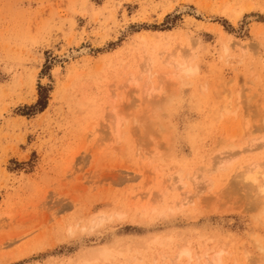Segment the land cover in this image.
I'll return each mask as SVG.
<instances>
[{
	"label": "rangeland",
	"instance_id": "1",
	"mask_svg": "<svg viewBox=\"0 0 264 264\" xmlns=\"http://www.w3.org/2000/svg\"><path fill=\"white\" fill-rule=\"evenodd\" d=\"M263 31L264 0H0V264H263Z\"/></svg>",
	"mask_w": 264,
	"mask_h": 264
},
{
	"label": "bare ground",
	"instance_id": "2",
	"mask_svg": "<svg viewBox=\"0 0 264 264\" xmlns=\"http://www.w3.org/2000/svg\"><path fill=\"white\" fill-rule=\"evenodd\" d=\"M242 14V13H241ZM238 16V15H237ZM240 19V18H239ZM235 21V20H234ZM260 32V31H259ZM264 32V31H263ZM259 36H261V35H259ZM259 38V37H258ZM234 46V45H233ZM224 47V46H223ZM225 52H229V48L228 47H226L225 48ZM185 63H186V61H185ZM184 63V64H185ZM178 64V63H177ZM182 65H183V63H182ZM182 65H179V68L182 66ZM177 68V67H176ZM178 68V69H179ZM261 68V67H260ZM183 69L185 70V72L188 74V75H190V74H194V73H196V72H198L197 71V68H193V67H191V66H188V68H186L185 69V67H183ZM181 70V69H180ZM181 72V71H180ZM240 88V87H239ZM237 92V91H236ZM239 93V92H238ZM237 93V94H238ZM242 93V92H241ZM237 96V95H236ZM239 96V95H238ZM239 98V97H238ZM227 107V104L224 106V111H225V109H228L229 108V105H228V108H226ZM230 110V109H229ZM228 112V111H227ZM254 145H251L249 148L251 149V151H256L257 149H255L256 147H254ZM264 147V146H263ZM258 148V147H257ZM249 149V150H250ZM253 149H255V150H253ZM250 151V152H251ZM227 160V159H226ZM236 160V159H235ZM231 161V160H230ZM221 163H223L224 161L223 160H221L220 161ZM227 163H228V160L226 161ZM224 165H225V163H224ZM223 165V166H224ZM218 167V166H217ZM249 167L251 168V169H249ZM248 167V169H249V171H248V173H246L245 172V178H246V181H249V182H252L254 185H259V187H257L258 189V191L260 192L259 193V196H260V194H261V196L263 197L262 198V201H263V203H264V164H258V163H255V164H253L252 163V165H250ZM216 168V167H215ZM215 168H213V169H215ZM247 169V168H246ZM216 171V170H215ZM246 175L248 176V177H246ZM238 178V177H237ZM179 180H180V178H179ZM179 180H178V182H179ZM168 181V180H167ZM178 182L176 183V182H173L172 183V185H171V188H173V190H176V189H179V188H177V185H178ZM181 182V184L183 183L182 182V180L180 181ZM209 182V181H208ZM248 182V183H249ZM175 183V184H174ZM241 183V182H240ZM243 183V182H242ZM156 184V183H155ZM177 184V185H176ZM234 184V183H233ZM244 184V183H243ZM240 185V184H239ZM156 186V185H155ZM164 186V185H163ZM250 186V185H249ZM166 187V186H165ZM180 187V186H179ZM185 187V186H184ZM235 187V186H234ZM251 187H252V185H251ZM251 187H248L249 189L251 188ZM163 188V187H162ZM246 188H247V186H246ZM161 189V188H160ZM252 189V188H251ZM162 190V189H161ZM163 191H164V189H163ZM163 191H161V192H163ZM170 191H171V189H170ZM164 193V192H163ZM249 193V192H248ZM258 193V192H257ZM162 194V193H161ZM142 196H143V194H142ZM163 196V195H162ZM141 197V196H140ZM144 198V197H143ZM184 198V200H182V202L180 201V203H179V207H184V206H186L188 203H189V200H186L185 199V197H183ZM187 198V197H186ZM194 198V197H193ZM260 198V197H259ZM258 198V199H259ZM156 201V200H155ZM261 201V202H262ZM154 202V201H153ZM256 202V201H255ZM259 204V203H258ZM178 205V204H177ZM256 205V204H255ZM171 208V207H170ZM180 209V208H179ZM183 209V208H182ZM107 218V217H106ZM102 222L100 221L99 223H97V225L96 226H99L100 224H101ZM168 241V240H167ZM259 243V242H258ZM259 244H261V243H259ZM166 245V244H165ZM257 246V245H256ZM259 249H261L262 250V248H260L259 246H258V250ZM260 250V251H261ZM191 251L192 250H189V249H187V248H181L180 249V251L178 252V254L176 255V257H175V263H174V261L172 262L173 264H178V262H180L181 260H183V258H188V259H191ZM215 251V250H214ZM218 251V250H217ZM211 252V251H210ZM223 252H224V250H220V251H218V252H215L214 254H213V256L210 258V261H207L208 259V257L206 258L207 260L203 263V264H222V262H223V260H222V254H223ZM228 252V251H227ZM226 252V253H227ZM262 253L264 252L263 250L261 251ZM261 253V254H262ZM244 254V253H243ZM206 255V254H205ZM205 255H202V256H205ZM194 258L196 257V256H193ZM250 257V256H249ZM248 256L244 259V262L246 261V264L249 262L250 264H251V262H250V260H251V258H249ZM82 258V257H81ZM80 258V259H81ZM85 258V257H84ZM100 258H101V253H93V254H91L89 257H88V261H90V264H91V262H93L94 263V261H96V260H100ZM165 258V257H164ZM202 258H205V257H202ZM201 258V259H202ZM78 259V258H77ZM167 259V258H166ZM255 259V258H254ZM84 260V259H83ZM170 260V259H169ZM172 260H174V259H172ZM87 261V260H86ZM85 261H83V263H84ZM189 262V261H188ZM261 262V261H260ZM156 263V262H155ZM170 263V262H169ZM190 263V262H189ZM188 263V264H189ZM248 263V264H249ZM253 263V262H252ZM86 264V263H85ZM197 264V263H196ZM224 264V263H223ZM264 264V263H263Z\"/></svg>",
	"mask_w": 264,
	"mask_h": 264
},
{
	"label": "trees",
	"instance_id": "3",
	"mask_svg": "<svg viewBox=\"0 0 264 264\" xmlns=\"http://www.w3.org/2000/svg\"><path fill=\"white\" fill-rule=\"evenodd\" d=\"M38 105H40L41 106V108H43V104H42V101L41 102H39V104Z\"/></svg>",
	"mask_w": 264,
	"mask_h": 264
}]
</instances>
